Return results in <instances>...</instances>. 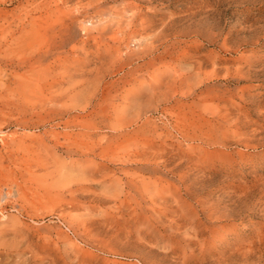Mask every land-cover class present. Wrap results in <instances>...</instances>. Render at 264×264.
<instances>
[{"label":"rangeland","instance_id":"374dc122","mask_svg":"<svg viewBox=\"0 0 264 264\" xmlns=\"http://www.w3.org/2000/svg\"><path fill=\"white\" fill-rule=\"evenodd\" d=\"M0 264H264V0H0Z\"/></svg>","mask_w":264,"mask_h":264},{"label":"bare ground","instance_id":"6f19581e","mask_svg":"<svg viewBox=\"0 0 264 264\" xmlns=\"http://www.w3.org/2000/svg\"><path fill=\"white\" fill-rule=\"evenodd\" d=\"M217 60H215V62H216ZM214 62V61H213ZM212 62V63H213ZM215 62L213 63V65L215 64ZM219 62V61H218ZM246 68V67H245ZM248 68V67H247ZM253 69V68H252ZM255 70V69H254ZM253 70V71H254ZM172 72V71H171ZM251 72V71H250ZM240 73L242 74V72L240 71ZM224 74V73H223ZM226 74V73H225ZM251 74V73H250ZM253 75V74H252ZM257 75V74H256ZM172 77V76H171ZM214 77V76H213ZM213 77H211V78H213ZM243 77H245L246 78V80H247V74H242L241 76L239 75V76H237V81H243L244 80V78ZM210 79V78H209ZM215 79V78H214ZM216 80V79H215ZM211 81H213V80H211ZM175 82V81H174ZM205 82V81H204ZM209 82V81H208ZM208 82L206 83V85H208ZM216 82V81H215ZM246 82V81H245ZM239 84H240V82H239ZM204 85V84H203ZM210 85V84H209ZM211 86V85H210ZM229 87V86H228ZM228 89V88H227ZM221 91H223L222 90V88H221ZM229 91V90H228ZM206 92V91H205ZM217 92V91H216ZM204 94H206V93H204ZM221 95V94H220ZM245 95V94H244ZM229 96V95H228ZM219 97H221V96H219ZM227 97V96H226ZM236 97V96H235ZM234 97V98H235ZM226 100V99H225ZM230 101V100H229ZM232 101V100H231ZM221 103V102H220ZM223 103V102H222ZM228 105V104H227ZM226 106V105H225ZM230 107V106H229ZM234 107V106H233ZM223 108H224V106H223ZM236 108V107H235ZM230 110H232V109H230ZM237 110V109H236ZM234 112H235V110H234ZM238 112V111H237ZM173 152H175V151H173ZM165 153V152H164ZM168 153V152H167ZM179 153V152H178ZM166 154V153H165ZM174 155V154H173ZM172 155V156H173ZM167 156V155H166ZM171 156V157H172ZM138 157L139 158H141V160H140V166L142 167V170H147V173H149L151 176H155L157 173H164L163 172V170L165 171V173H166V169H167V165L169 164V163H167V165H165L166 164V161L165 162H163V161H161V159H162V157H164V156H159V155H153V156H151V157H147V154L146 153H141V154H139L138 155ZM169 157V156H168ZM175 157V156H174ZM166 159H168V158H166ZM169 160H172V159H170L169 158ZM176 161V160H175ZM174 161V162H175ZM178 163V162H177ZM170 165V164H169ZM172 165H173V163H172ZM171 165V166H172ZM179 166V165H178ZM170 167V166H169ZM168 167V168H169ZM179 167H181V165L179 166ZM144 170V171H145ZM168 170V169H167ZM178 170V169H177ZM171 173H173V175L176 173V167L175 168H173V169H171V171H170ZM165 175V174H164ZM170 177V176H169ZM174 177V176H173ZM175 179V178H174ZM133 181H135L134 183L136 184V180H131L130 182H133ZM157 180L155 179V182L153 183V185H150V186H152V189L150 190V188H149V186H142V187H140V188H144V194H147V193H149V192H151V194H150V196H149V200L151 201V208H149L148 207V209H147V211H146V220H147V225H148V230L150 231V232H152V233H154V234H160L161 233V231H163L169 224L171 225L172 223H176V224H179V226H180V222L182 221V217H179V216H175V218L174 219H172V220H170L171 218V215H170V217L168 218V217H166V215H167V213H163V212H161V210H159V209H157L158 207H163V206H166V205H164V201H166L165 200V198L163 199L162 198V196H160L159 195V193H161V192H165V188H163L162 187V181H160L159 182V180L156 182ZM106 182V181H105ZM163 183H165V182H163ZM168 184V183H167ZM121 185V184H120ZM137 186H139L138 185V183H137ZM131 188V187H130ZM169 190L168 191H170L171 189V187L169 188V187H167ZM133 189V188H132ZM130 190V189H129ZM150 190V191H149ZM172 191V190H171ZM142 192V191H141ZM166 193V192H165ZM171 193V192H170ZM179 193V192H178ZM143 194V193H142ZM164 194V193H163ZM168 194V193H167ZM167 194H165V195H167ZM175 194H176V191H175ZM174 194V195H175ZM172 195V194H171ZM134 197V196H133ZM138 197V196H137ZM146 197V196H145ZM166 197V196H165ZM172 198H173V196H171ZM176 197V202H179L181 199H179V197H177V195L175 196ZM7 197H5L4 195L2 196V198H1V201L2 202H4L5 200L4 199H6ZM135 198H136V196H135ZM140 198V200H141V197H139ZM167 198V197H166ZM181 198V197H180ZM143 199V198H142ZM4 200V201H3ZM147 200V199H146ZM136 201H138V199L136 200ZM161 201H163V202H161ZM142 202V201H141ZM144 203H146L147 204V201H144ZM177 204V203H176ZM178 205H179V203H178ZM176 206V205H175ZM146 207V206H145ZM167 207H168V205H167ZM172 207V206H171ZM177 207V206H176ZM178 208V207H177ZM143 209V208H142ZM157 209V210H156ZM164 209V208H163ZM179 209V208H178ZM177 210V209H176ZM172 214V213H171ZM224 217V216H223ZM222 218V217H221ZM225 218V217H224ZM141 222H143V221H141ZM143 224V223H142ZM183 224V223H182ZM182 226V225H181ZM169 228H172V226L171 227H169ZM147 230V229H146ZM146 232V231H145Z\"/></svg>","mask_w":264,"mask_h":264}]
</instances>
